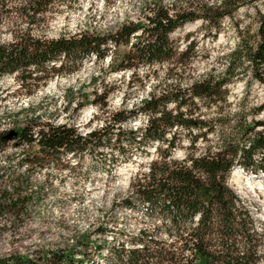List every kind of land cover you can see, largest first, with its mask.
<instances>
[{"label": "trees", "instance_id": "trees-1", "mask_svg": "<svg viewBox=\"0 0 264 264\" xmlns=\"http://www.w3.org/2000/svg\"><path fill=\"white\" fill-rule=\"evenodd\" d=\"M65 1L24 0L17 11L24 12L21 17L30 26L49 6ZM261 2L264 0H194L192 6L187 0H148L142 5L143 21L122 24L113 33L83 32L57 39L20 33L11 43L0 44V77L20 74L23 78L27 74L31 78L46 70L58 76L66 69L77 71L79 65L89 60L100 63L109 59L108 67L113 73L168 63L177 57L170 39L177 30L197 21L216 29L239 9ZM257 37L255 47L248 48L241 42L230 54L225 76L233 77L243 61L251 67L264 66L263 16ZM120 49H124L122 56L114 60ZM253 76L264 85L262 77L256 73ZM227 82L205 77L179 96L149 94L133 110L113 114L107 125L84 136L66 125L42 126L36 118L29 119L16 138L20 146L37 149L35 153H24L20 163L31 171L47 170L64 156L94 154L104 147L126 160L128 151L133 157L137 148L144 154L148 148L157 146L158 150L165 146L149 161L146 173L133 178L131 197L124 201L126 209L140 211L152 227L117 245H95L79 237L64 248L2 256L0 264L263 263L260 250L264 235L255 231L250 215L227 183L235 169L255 177L264 175V119L248 121L242 111L218 117L223 107L220 104L226 103L223 88ZM195 102L215 106L214 119L204 122L188 117L182 109H188L192 103L194 112ZM170 103L174 110L168 109ZM138 116L145 118L142 128H123ZM177 131L200 133L195 141L211 135L215 137L214 146L201 156L175 161L170 153L176 146ZM4 143L0 137V144ZM119 163L117 158L111 159L108 170L114 171ZM22 186L17 183L10 193L5 189L0 192V202H4L0 212L17 213L26 208L27 200L20 197ZM132 201L140 208L135 209Z\"/></svg>", "mask_w": 264, "mask_h": 264}, {"label": "rangeland", "instance_id": "rangeland-1", "mask_svg": "<svg viewBox=\"0 0 264 264\" xmlns=\"http://www.w3.org/2000/svg\"><path fill=\"white\" fill-rule=\"evenodd\" d=\"M23 1L0 0V44L11 43L20 33L45 39L83 32L113 33L122 24L143 21L142 5L148 0H66L49 6L30 26L21 17L24 12L17 11ZM193 1L187 0L192 6ZM262 16L263 2L239 9L216 29L200 21L187 24L170 36L177 53L175 59L135 72H110L106 59L100 63L84 61L77 71L66 69L58 76L46 70L31 78L27 74L23 78L20 74L0 77V137L9 132L18 136L27 121L35 118L42 126L66 125L84 136L107 125L113 114L133 110L149 94L179 96L205 77L228 81L223 88L226 103L220 104L223 107L218 117L242 111L248 121H262L264 85L253 75L256 73L264 80V66L251 67L243 61L233 77L225 76L228 58L239 44L245 43L249 48L259 41L257 32ZM123 51L120 49L114 60ZM188 105L182 111L204 122L214 119L217 113L215 106L195 102L193 112V104ZM168 109L174 110V105L168 104ZM144 124L145 118L138 116L123 128L134 130ZM199 134L177 131L171 158L182 161L185 157H198L214 146L215 137L211 135L195 141ZM20 145L17 138L0 144V192L5 189L10 193L12 185L22 183L20 197L27 200L24 210L0 212V257L64 248L79 237L95 245H117L151 229L152 223L140 211L126 209L124 201L131 197L133 178L146 173L149 161L165 146L158 150L157 146L148 148L144 154L137 148L133 157L128 151L126 160L104 147L94 154L64 156L47 170L31 171L20 163L24 153H35L37 149ZM113 158L120 163L110 171ZM235 170L227 185L247 210L255 231L264 235V176ZM3 203L0 202L2 207ZM261 253L264 255V244Z\"/></svg>", "mask_w": 264, "mask_h": 264}, {"label": "water", "instance_id": "water-1", "mask_svg": "<svg viewBox=\"0 0 264 264\" xmlns=\"http://www.w3.org/2000/svg\"><path fill=\"white\" fill-rule=\"evenodd\" d=\"M16 133L9 132L6 136L3 137L4 141H13L16 138Z\"/></svg>", "mask_w": 264, "mask_h": 264}, {"label": "bare ground", "instance_id": "bare-ground-1", "mask_svg": "<svg viewBox=\"0 0 264 264\" xmlns=\"http://www.w3.org/2000/svg\"><path fill=\"white\" fill-rule=\"evenodd\" d=\"M234 173H236V171Z\"/></svg>", "mask_w": 264, "mask_h": 264}]
</instances>
